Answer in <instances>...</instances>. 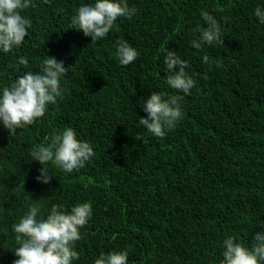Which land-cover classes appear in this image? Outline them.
<instances>
[{"label":"trees","instance_id":"trees-1","mask_svg":"<svg viewBox=\"0 0 264 264\" xmlns=\"http://www.w3.org/2000/svg\"><path fill=\"white\" fill-rule=\"evenodd\" d=\"M93 2L33 0L21 12L29 35L0 51V91L39 72L47 55L69 68L67 91L42 118L15 135L0 122V264L18 258L13 225L33 203L45 218L53 204L92 205L73 264L125 249L128 264H220L229 235L251 247L264 231V24L254 15L264 0H128L136 15L120 17L95 43L71 25L76 9ZM202 11L224 40L197 50L190 41L197 25L206 27ZM119 39L139 52L127 66L115 55ZM170 50L187 60L195 86L181 102L182 119L158 138L139 119L151 92L176 94L163 64ZM66 127L95 156L71 174L49 163L53 179L37 182L42 166L31 151Z\"/></svg>","mask_w":264,"mask_h":264},{"label":"clouds","instance_id":"clouds-1","mask_svg":"<svg viewBox=\"0 0 264 264\" xmlns=\"http://www.w3.org/2000/svg\"><path fill=\"white\" fill-rule=\"evenodd\" d=\"M43 2L47 4L49 0ZM30 7H34L33 0H0V51L12 52L29 35L31 20L21 12ZM136 13L137 9L130 7L128 0H94L76 9L71 25L72 29L81 31L95 43L116 28L120 17L131 19ZM254 15L264 24V10L257 7ZM201 17L206 27L197 25L194 32L199 35L191 39V46L200 50L204 45L223 44L220 23L207 11H202ZM115 47V55L122 66L133 63L139 56L136 48L124 39L117 40ZM202 59L208 63L210 58L205 55ZM17 63L27 66L28 60L21 56ZM163 64L166 83L176 94L151 92L142 105L146 116L139 119V123L158 138H163L182 119L181 102L185 95H191L190 90L195 86V80L187 71L189 63L175 51H167ZM217 66H220L219 62ZM68 69L62 60L47 55L41 62L39 72H26L0 91V122L9 134L15 135L17 129L34 124L45 115L47 106L55 104L57 98L67 91L66 87H61V81ZM46 139L50 142L36 145L31 151L32 160L42 166L36 177L39 183L48 184L53 179L54 175L46 166L49 163L71 174L79 171L95 156L91 144L78 139L71 127L56 130ZM139 140L144 144L148 142L147 137ZM41 207L33 203L19 222L13 225L17 245L14 255L18 257L13 264H73L80 256L75 245L82 239L80 230L91 217L92 205L89 202L78 203L69 211L61 204H53L46 218L39 215ZM253 241L248 247L238 242L235 236H227L223 241L220 264H264V231L255 233ZM128 255V249L107 254L101 252L94 264H128Z\"/></svg>","mask_w":264,"mask_h":264}]
</instances>
